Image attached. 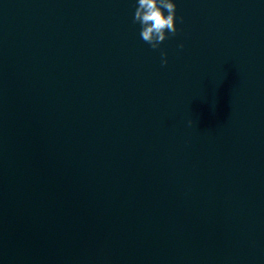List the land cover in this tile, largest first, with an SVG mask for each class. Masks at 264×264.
Listing matches in <instances>:
<instances>
[{
    "label": "water",
    "instance_id": "95a60500",
    "mask_svg": "<svg viewBox=\"0 0 264 264\" xmlns=\"http://www.w3.org/2000/svg\"><path fill=\"white\" fill-rule=\"evenodd\" d=\"M173 2L0 0V264H264V0Z\"/></svg>",
    "mask_w": 264,
    "mask_h": 264
},
{
    "label": "clouds",
    "instance_id": "9594fccd",
    "mask_svg": "<svg viewBox=\"0 0 264 264\" xmlns=\"http://www.w3.org/2000/svg\"><path fill=\"white\" fill-rule=\"evenodd\" d=\"M175 15L176 4L173 0H137L133 22L140 24L142 39L156 49L165 40L167 34H176ZM179 47L182 48L183 44ZM165 55L161 52L162 58ZM166 62V59H162V64Z\"/></svg>",
    "mask_w": 264,
    "mask_h": 264
}]
</instances>
